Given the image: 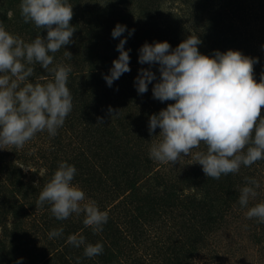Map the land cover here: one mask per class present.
<instances>
[{"label": "trees", "instance_id": "obj_1", "mask_svg": "<svg viewBox=\"0 0 264 264\" xmlns=\"http://www.w3.org/2000/svg\"><path fill=\"white\" fill-rule=\"evenodd\" d=\"M263 1L254 9L251 7L255 2L251 0L224 2L226 5L219 8L216 20L210 19L217 30L213 36L216 48L223 42L227 49L258 59L254 65L257 82L264 73V47L260 49L246 29L257 32L252 29L253 22L261 19L264 23ZM20 2L0 0V23L26 42L38 34L43 37L44 30L40 32L31 23L23 22ZM69 3L74 13L70 24L76 29L72 39H78L77 30H80L84 36L79 39L85 41L80 44L88 46L92 54L83 59L88 65L79 59L57 61L54 55L55 63L72 68L67 87L73 97V109L57 135L51 137L44 131L37 133L22 149H0V256L4 257L1 264L18 261L19 264H239L231 262L224 252L225 246L218 240L230 228L229 222L245 214L247 208L238 202L239 189L246 185L245 177L263 180L260 178L264 177L261 176L264 160L250 167L241 166L238 173L219 180L207 178L202 166L193 160L186 166L185 174L176 177L167 174L163 167H155L147 143L135 141L133 135L149 125L153 114L158 115L175 101L154 99L151 87L155 82L148 84L146 93L137 92L135 80L141 68L160 76L158 64L138 62L140 49H135L133 43L139 42V36L127 33L141 21H135L132 15L128 20L121 19L119 10L125 0H101L103 8H93L96 10H87V13L84 8L79 9L81 0H69ZM223 16L225 24L229 22L231 26L222 27ZM146 17L149 23L153 20ZM118 23L126 26L123 34L133 42L127 43L131 71L109 87L103 77L110 74L113 60L119 57L116 46L120 41L110 39L104 48L101 42L103 34L111 32ZM152 27L146 22L141 30L146 29L149 41ZM159 36L157 42H168L171 50L184 41L169 30ZM33 67L30 82L35 83L39 77H45L41 83L51 79L39 64ZM109 107L118 112L113 118ZM133 108L135 114L131 113ZM261 115L264 116V107ZM98 118H103L102 124H97ZM60 162L75 166L73 184L85 192L88 200H94L101 211L108 212L102 231L94 233L90 227L86 228L83 214H73L60 221L52 216L47 203L36 207L40 191ZM256 203L259 201L249 202L248 207ZM253 221L255 238L262 235L255 244L264 250V223L255 218ZM60 228L63 234L49 239V232ZM77 233L88 243H101L103 253L87 258L83 246L76 248L68 244V236ZM204 253L208 258L202 261L199 258Z\"/></svg>", "mask_w": 264, "mask_h": 264}, {"label": "clouds", "instance_id": "obj_2", "mask_svg": "<svg viewBox=\"0 0 264 264\" xmlns=\"http://www.w3.org/2000/svg\"><path fill=\"white\" fill-rule=\"evenodd\" d=\"M19 9L25 24L31 23L40 32L46 30L47 36L38 34L26 42L0 23V149H22L44 131L55 137L73 109V97L67 87L72 68L54 62L55 53L73 43V6L69 0H21ZM125 31L126 26L118 23L111 35L118 38ZM134 31H129V35ZM125 43L126 38L116 46L119 57L113 60L110 74L103 77L109 87L131 71L130 50H125ZM201 43L198 36L190 35L174 50L166 41L145 43L139 50L140 64L159 65L160 81L152 88L153 98L175 101L150 117L149 134L157 128L160 132L158 142L151 144L149 157L172 165L191 157L194 164L202 166L207 178L219 180L238 173L241 166L250 167L264 160V73L257 82V58L234 50L203 55L198 50ZM64 57L71 59L72 53L65 50ZM35 64L51 79L41 83L45 77H39L35 83L30 82ZM155 79L154 72L141 68L135 80L138 94L146 93L148 84ZM108 112L112 118L118 114L111 107ZM102 123L103 118H98L97 124ZM201 144L204 149L194 152L201 149ZM21 168L29 170L26 166ZM76 171L74 165L60 162L35 205L39 208L47 203L52 216L60 221L83 214L84 226L100 232L108 221V212L101 211L73 184ZM245 181L246 185L239 189L238 202L247 208L246 218L264 223V201L248 207L258 195L260 182L251 177H245ZM62 234L60 228L48 235L53 239ZM67 243L76 248L83 246L87 258L104 250L101 243H88L79 233L69 235Z\"/></svg>", "mask_w": 264, "mask_h": 264}, {"label": "rangeland", "instance_id": "obj_3", "mask_svg": "<svg viewBox=\"0 0 264 264\" xmlns=\"http://www.w3.org/2000/svg\"><path fill=\"white\" fill-rule=\"evenodd\" d=\"M101 0H81V3L79 4V9L82 10H92L93 8H103V3H100ZM126 3L122 4L121 9L119 10L122 12L121 19L128 20L129 15H132V17L135 19V21H141L140 24H137L135 27L132 26L131 29L127 31L129 34V31L134 29V33L132 35L139 36V42L136 44L130 41L129 39L124 36V34L121 37L113 38L111 32H108L106 34H103V41L101 42V47L104 48L107 46L108 41L111 40H118L126 38V43L124 45L125 50H128L129 46L127 43H133V47L141 48L145 43H150V41H153V43L157 42L160 38L159 34H163L166 31L174 32V34L178 37H182L183 40L188 38L190 35H196L201 40V44L198 45V50L201 54L207 55L211 54L212 51H220V52H226L228 50L233 49H227V45H224L223 42L219 48H216V38L213 40L214 34H216V28H215V22L210 21V19L216 20V15L219 13V8L224 7L226 4L230 3V0H125ZM255 3L251 7L254 9L259 3L260 0H251ZM221 2V3H220ZM226 2V4H224ZM264 2V1H263ZM262 2V3H263ZM220 3V5H219ZM115 9V8H114ZM96 10V9H93ZM79 14V13H78ZM152 18L153 20L149 23L147 21L148 17ZM147 18V19H146ZM222 27H228L231 26L228 22V25L225 24L224 18L222 17ZM150 24L153 25L152 31H151V38L150 41L149 35L146 34V29L144 32L141 30L143 29V24ZM133 24L136 22H132ZM217 23V22H216ZM259 24V25H258ZM258 26V27H255ZM254 28V29H253ZM253 30H257V32H253L251 28H247L248 35L252 34L255 37V44L258 45L260 49H263V43H264V23H262L261 19L255 20L253 22ZM76 36L83 37L80 33ZM44 36H47V31L44 30ZM76 33V32H75ZM73 40V43L66 45L64 48H62L60 51L55 53V56L58 58L57 61H69V59L64 57V51H69L72 53L71 59H75L74 62H76L77 59H79V62L81 61L82 64L88 65L87 62H85L83 59H87V57H90L92 52L89 50V47L84 46L83 43L80 44V42H85L83 39ZM99 41L97 40V43ZM139 44V47L137 46ZM78 56V58H77ZM70 62V61H69ZM75 64V63H74ZM160 80V76L156 77L155 80L152 81V83H156ZM154 86V85H153ZM151 87V90L153 88ZM136 110H131L132 114H135ZM126 113H123V116H125ZM146 128L136 130V134L133 135L135 138V141H139V143L146 144V146L150 149L151 144L153 142H158V135L160 132V129L157 128L154 133L151 135L149 134L148 125L145 126ZM204 149V145L201 144V149H194L193 151L202 150ZM154 161V160H153ZM194 161V160H193ZM192 163L191 157H185L180 160V162H177L175 164H162L159 162L154 161L155 167L158 169L160 167H163V169L166 170L167 174L176 177L180 175L185 174L186 166ZM261 176L263 177L264 174L261 173ZM263 180H260L261 182V189H257L258 195L256 198L251 199L249 202L253 201H264V177L260 178ZM247 211V210H246ZM246 214V212H245ZM243 215L240 217L237 221L229 222V229L226 231L225 235H222V238L218 240L219 244L225 246L224 252L228 254L229 259L231 262L239 263V264H264V250L261 249V247L257 246L255 244V240L261 238L262 235H258L255 238V228L256 225L253 221V219L246 218V215ZM227 248V249H226ZM207 253H204L202 257L199 259L204 260ZM208 256V255H207ZM1 257V256H0ZM217 257V256H216ZM218 258V257H217ZM228 259V262H229ZM206 260V259H205ZM213 260V259H212ZM1 262H4V257L0 258V264ZM7 263V262H5Z\"/></svg>", "mask_w": 264, "mask_h": 264}]
</instances>
